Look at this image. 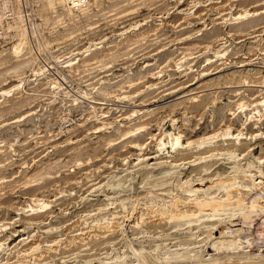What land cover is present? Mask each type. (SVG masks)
Masks as SVG:
<instances>
[{
	"label": "rangeland",
	"instance_id": "1",
	"mask_svg": "<svg viewBox=\"0 0 264 264\" xmlns=\"http://www.w3.org/2000/svg\"><path fill=\"white\" fill-rule=\"evenodd\" d=\"M263 111L264 0H0V264H264Z\"/></svg>",
	"mask_w": 264,
	"mask_h": 264
},
{
	"label": "bare ground",
	"instance_id": "2",
	"mask_svg": "<svg viewBox=\"0 0 264 264\" xmlns=\"http://www.w3.org/2000/svg\"><path fill=\"white\" fill-rule=\"evenodd\" d=\"M258 112V111H257ZM262 112V111H261ZM260 112V113H261ZM264 112V111H263ZM262 116V115H261ZM237 135V134H236ZM210 138V137H209ZM147 159V158H146ZM153 164V163H152ZM176 200V199H175ZM213 200V199H212ZM235 201V200H234ZM225 203H228V202H221V203H218V204H213V203H211V201H210V203H200L198 206H199V210L200 211H202V210H204V209H206V208H211L212 209V211H217L218 209H221V207L223 208V206L225 207V206H227L228 204H225ZM239 203V202H238ZM178 205V204H177ZM197 206V207H198ZM176 214V213H175ZM191 214V213H190ZM176 215H174V217H175ZM185 216H186V214H185ZM189 216V215H188ZM231 222V221H230ZM219 256V255H218ZM177 257V256H176ZM185 257V256H184ZM193 258V257H192ZM195 258V257H194ZM218 259V258H217ZM220 259V258H219ZM218 259V260H219ZM178 260V259H177ZM237 260V259H236ZM183 261V260H182ZM180 262V261H179ZM259 262V261H258ZM261 262V261H260ZM203 263V262H202ZM201 263V264H202ZM234 263V262H233ZM232 263V264H233ZM245 263V262H244ZM255 263V262H254ZM253 263V264H254ZM251 264V263H250Z\"/></svg>",
	"mask_w": 264,
	"mask_h": 264
}]
</instances>
